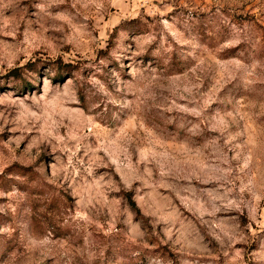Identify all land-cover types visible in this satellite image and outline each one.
<instances>
[{
	"label": "rangeland",
	"instance_id": "1",
	"mask_svg": "<svg viewBox=\"0 0 264 264\" xmlns=\"http://www.w3.org/2000/svg\"><path fill=\"white\" fill-rule=\"evenodd\" d=\"M0 264H264V0H0Z\"/></svg>",
	"mask_w": 264,
	"mask_h": 264
}]
</instances>
